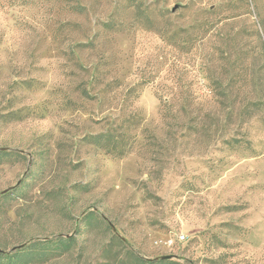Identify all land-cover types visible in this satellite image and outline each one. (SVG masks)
Listing matches in <instances>:
<instances>
[{
    "label": "rangeland",
    "instance_id": "1",
    "mask_svg": "<svg viewBox=\"0 0 264 264\" xmlns=\"http://www.w3.org/2000/svg\"><path fill=\"white\" fill-rule=\"evenodd\" d=\"M15 255L264 264V0H0Z\"/></svg>",
    "mask_w": 264,
    "mask_h": 264
},
{
    "label": "trees",
    "instance_id": "2",
    "mask_svg": "<svg viewBox=\"0 0 264 264\" xmlns=\"http://www.w3.org/2000/svg\"><path fill=\"white\" fill-rule=\"evenodd\" d=\"M61 240H63V239H61ZM22 247H20V248H22ZM18 256L19 255H15L14 257H10L9 264H24V262ZM166 259H168V258H166Z\"/></svg>",
    "mask_w": 264,
    "mask_h": 264
},
{
    "label": "water",
    "instance_id": "3",
    "mask_svg": "<svg viewBox=\"0 0 264 264\" xmlns=\"http://www.w3.org/2000/svg\"><path fill=\"white\" fill-rule=\"evenodd\" d=\"M162 258H163V259H166V258H169V256H163Z\"/></svg>",
    "mask_w": 264,
    "mask_h": 264
}]
</instances>
